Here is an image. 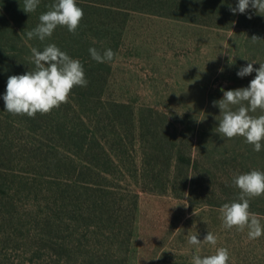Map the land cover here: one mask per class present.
<instances>
[{
	"label": "rangeland",
	"instance_id": "1",
	"mask_svg": "<svg viewBox=\"0 0 264 264\" xmlns=\"http://www.w3.org/2000/svg\"><path fill=\"white\" fill-rule=\"evenodd\" d=\"M224 14L231 15L220 8ZM110 15L114 17L101 18L110 23L104 28L108 34H87L93 46L111 48L115 54L105 63L103 98L131 105L136 117L150 118L149 125L167 130L177 143L198 136L196 155L213 160L225 156L231 178L236 172H264V141L256 152L243 137L228 139L217 133L220 110L212 103L222 98V88L249 85L256 73L238 77L242 66L264 62V15L249 8L234 14L226 27L144 11ZM253 35L260 40L254 43ZM250 114L264 113L258 109ZM19 116L0 105V264H191L193 255H210L219 247L228 250V264H264V235L250 240L247 228H224L218 211L224 203H191L186 191H143L126 179L115 189L119 205L102 208L101 215L86 203V195L69 186L76 171L68 156L77 169L80 160ZM138 134L137 129L131 153L137 164L142 139H150L145 131L142 139ZM208 179L206 175L201 183L203 194L210 191L229 202L239 195L232 179L224 192L214 184L212 190ZM249 204L264 226V195ZM109 214L110 223L104 221ZM208 231L217 237L215 247L203 241ZM191 235L201 244H189Z\"/></svg>",
	"mask_w": 264,
	"mask_h": 264
},
{
	"label": "trees",
	"instance_id": "2",
	"mask_svg": "<svg viewBox=\"0 0 264 264\" xmlns=\"http://www.w3.org/2000/svg\"><path fill=\"white\" fill-rule=\"evenodd\" d=\"M53 2L40 0L37 9L27 14L21 9L23 0H0V105L4 107L2 97L8 77L34 69L30 60L33 47L42 50L46 44L55 43L70 57L80 60L88 81L86 87H74L68 102L47 114L37 113L34 118L18 115L23 123L47 131L55 138L57 145L62 143L67 152L80 160V168L77 169L68 156L72 171H76L73 184L69 186L74 190L77 188V193L86 195V203L99 211L104 207L109 209L119 205L115 189L119 187V182L126 179H133L143 191L165 193L170 189L177 195L186 191L191 203L220 205L229 202L213 192L203 194L201 191V183L205 182L206 175L209 176L206 182L209 187L212 186V190L217 185L221 191H225L228 180L232 179L226 171L228 158L219 156L213 160L209 156H198L195 152L198 136L182 137L183 143H177L167 130L163 132L149 125L150 118L136 117L131 105L103 98L102 89L108 69L105 63L91 58L88 50L97 46L87 39V34H108L104 28L110 23L101 18H112L111 13L129 11H144L201 25L226 27L234 17L229 8L235 7L238 0H76L77 6L84 12L76 34L58 26L53 35L43 42L35 37L28 39L26 33L35 28L40 14L48 11ZM220 8L230 11L231 15H220ZM97 49H101L100 46ZM137 129L141 139L144 131L145 136H150L149 140L142 139L139 164L136 156L131 154ZM198 186L200 191H197ZM65 192L60 191V195ZM135 202L134 199L133 205ZM104 212L101 211V215ZM105 217L104 221L110 223L111 215Z\"/></svg>",
	"mask_w": 264,
	"mask_h": 264
},
{
	"label": "clouds",
	"instance_id": "3",
	"mask_svg": "<svg viewBox=\"0 0 264 264\" xmlns=\"http://www.w3.org/2000/svg\"><path fill=\"white\" fill-rule=\"evenodd\" d=\"M39 3L40 0H23L21 9L29 14L37 9ZM249 8L255 10L256 14L264 15V0H238L236 6H230L229 10L233 14H244ZM83 16L84 12L77 6L76 0H54L49 10L40 14L39 23L26 35L28 39L35 37L43 42L53 35L58 26L66 27L70 33L76 34ZM251 40L255 43L260 39L253 35ZM88 51L98 63H110L115 57L111 48L90 47ZM30 60L34 64L33 70L8 77L2 99L5 110L11 114L31 118L37 113L47 114L67 103L74 87H86L88 84L80 60L70 57L55 43L46 44L42 50L33 47ZM254 63H259V68H253ZM253 72L256 73L255 77L247 87L233 90L222 88V98L212 103L220 110L216 132L228 139L243 137L254 146V151L260 152L264 141V114L254 116L250 113L258 109L264 113V62H249L239 69L237 76L243 78ZM232 184L240 191L236 199L224 203L218 209L222 226L226 229L235 227L239 231L247 228L248 238L257 239L264 235V226L259 215L249 211V201L264 195V172L256 169L246 173L236 172ZM203 241L215 247L217 237L208 231ZM188 243L200 245L201 240L197 235H191ZM228 261V250L219 247L210 255H193L191 264H228Z\"/></svg>",
	"mask_w": 264,
	"mask_h": 264
}]
</instances>
